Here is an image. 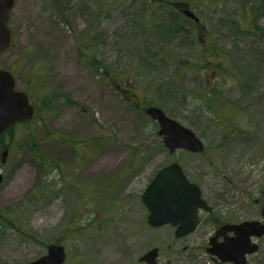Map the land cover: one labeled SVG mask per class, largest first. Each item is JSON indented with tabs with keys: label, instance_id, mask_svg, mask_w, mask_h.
I'll use <instances>...</instances> for the list:
<instances>
[{
	"label": "rangeland",
	"instance_id": "374dc122",
	"mask_svg": "<svg viewBox=\"0 0 264 264\" xmlns=\"http://www.w3.org/2000/svg\"><path fill=\"white\" fill-rule=\"evenodd\" d=\"M8 28L0 69L34 115L0 136V264L32 261L50 243L64 246V264H143L152 248L158 264H210L202 225L176 239L147 223L141 195L160 168L176 162L203 180L202 155L169 153L144 110L159 107L215 155L230 133L224 158L238 190L258 197L264 0H14Z\"/></svg>",
	"mask_w": 264,
	"mask_h": 264
},
{
	"label": "water",
	"instance_id": "95a60500",
	"mask_svg": "<svg viewBox=\"0 0 264 264\" xmlns=\"http://www.w3.org/2000/svg\"><path fill=\"white\" fill-rule=\"evenodd\" d=\"M14 0H0V54L7 51L12 43V34L8 28L10 12ZM185 15L196 19L190 12ZM144 113L158 125V135L161 137L169 153L185 150L199 154L203 150L202 141L189 128L167 116L162 109L148 106ZM34 107L23 91L15 88V79L11 73L0 69V134L15 123L25 122L33 118ZM7 151L1 157L5 162ZM3 176L0 173V183ZM141 201L148 211L147 223L151 227L171 225L176 227L175 237H183L192 233L198 224V209L205 207L201 199V191L197 184L190 182L178 163H171L160 168L141 195ZM264 218V213H263ZM237 234L233 242L227 243L230 248L239 247L236 255L223 256L220 251L212 254L221 261L243 264L244 256L257 250V245L250 242V237L264 236V220L247 221L230 226ZM229 253H233L230 251ZM158 249L152 248L140 257V261L156 264ZM66 254L62 245H49L47 253L29 262L18 264H63Z\"/></svg>",
	"mask_w": 264,
	"mask_h": 264
},
{
	"label": "flooded vegetation",
	"instance_id": "af4514ba",
	"mask_svg": "<svg viewBox=\"0 0 264 264\" xmlns=\"http://www.w3.org/2000/svg\"><path fill=\"white\" fill-rule=\"evenodd\" d=\"M176 4L174 6L176 10H178V5ZM182 12L183 15L191 22L196 24L199 23L200 21L199 18L195 14H193L190 10L185 9ZM184 12H190L196 17V19L185 15ZM21 123H25V122H21ZM21 123H17V124H21ZM2 134H0V136ZM250 135L251 133H248V138L250 137ZM233 145H234L233 139L229 133V135H227L225 138L223 137L221 141L217 142L214 145L215 150H217L216 155L214 151L208 152L204 144H203L202 152L199 153L200 155H202L201 177L203 181L201 185H198L197 183L196 184L200 188L201 199L205 202V207L198 209L197 214L199 221L195 230L200 225L204 227L205 230L204 250L209 258L210 264H235L234 262H230V261L228 262L221 261L217 256L212 254L214 251L218 250L220 252H223L222 253L223 256H228V255L237 256L236 253L239 250V247H236L234 249V247L230 248L227 244L229 242H233L234 239L238 237L233 230L229 229L230 226L239 225L247 221H258L262 223L264 220L263 218L264 190H261L259 196L256 198L253 192L248 191L247 193L243 189L238 190V184H239V181L237 182L238 170L234 167V165L230 161V158L228 157L229 155L224 158L223 150L229 149ZM0 173L2 174L1 171ZM187 177L189 181L193 182L189 178V176ZM239 194H241V197H239ZM255 208L260 209L258 218H253V217L245 218L243 217V215H241V213L244 212V209H255ZM171 227L174 229V237H175L176 227L174 226ZM183 237H179V238L175 237V238L181 239ZM250 242L255 243L257 245V250L253 253L245 254V256L243 257L244 258L243 264H264V259L261 258V256L257 255L260 250V243L264 242V236H260V237L251 236ZM53 244L61 245L59 243L47 244L45 246V253L43 255L47 253L48 246ZM230 251H232L233 253H229ZM158 256H159V249L156 258V264H158L157 261ZM138 262L147 264L144 261H140V258L138 259Z\"/></svg>",
	"mask_w": 264,
	"mask_h": 264
}]
</instances>
